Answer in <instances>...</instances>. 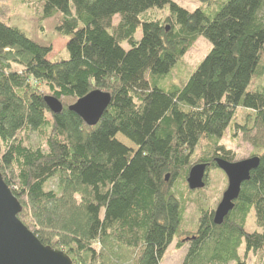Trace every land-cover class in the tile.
Returning <instances> with one entry per match:
<instances>
[{
    "label": "trees",
    "instance_id": "obj_1",
    "mask_svg": "<svg viewBox=\"0 0 264 264\" xmlns=\"http://www.w3.org/2000/svg\"><path fill=\"white\" fill-rule=\"evenodd\" d=\"M197 1L203 6L191 12L172 0H36L41 20L57 19L67 41L61 61L0 20V174L19 220L73 264H161L175 240L189 246L183 264L263 258L264 0ZM201 37L212 50L166 90ZM94 91L111 103L90 127L70 107ZM46 97L60 102V114ZM230 130L260 165L218 226L187 179L205 164L207 186L211 171L221 172L217 159L238 162L220 142ZM118 135L138 150L106 151ZM190 204L200 214L193 229Z\"/></svg>",
    "mask_w": 264,
    "mask_h": 264
},
{
    "label": "rangeland",
    "instance_id": "obj_2",
    "mask_svg": "<svg viewBox=\"0 0 264 264\" xmlns=\"http://www.w3.org/2000/svg\"><path fill=\"white\" fill-rule=\"evenodd\" d=\"M172 1L191 12L203 6V4L197 0ZM38 10L36 0H1L0 20L18 27L35 42L51 46L53 49L49 56L51 61L67 60L69 57L65 50L67 41L60 37L55 31L57 19L43 21L40 18ZM116 22H118V18H116L115 23ZM137 37H141L140 32L137 34ZM211 50L212 45L205 38H199L193 48L185 55L183 60L184 66L180 70L174 72L172 77L168 79L167 83L164 85V88L168 90L172 85H180L182 82L186 81L188 78L187 73L190 72L192 74ZM244 115L245 114L240 116L238 123L242 124ZM31 142L34 147H44V141L38 135H33ZM220 142L227 150L235 153L238 162L249 159L256 153L255 149L244 141L242 135L233 137V131L231 130L226 133L225 137ZM137 150L134 144L122 135H118L107 147L106 151L115 154H134ZM227 187L228 180L225 174L222 171H211L208 175V184L201 193L200 200L203 202V205L215 211ZM199 217L200 214L197 206L195 204L188 205L185 213V223L189 229H193L198 223ZM249 224L251 226L248 228L249 231L256 229L253 218L249 220ZM177 243V240L172 243L161 264H183L189 246L185 245L184 248L180 249L177 248ZM240 253L241 256L244 257V251L241 250ZM263 263L264 255L263 258H261L259 255L250 254L247 258V264Z\"/></svg>",
    "mask_w": 264,
    "mask_h": 264
},
{
    "label": "water",
    "instance_id": "obj_3",
    "mask_svg": "<svg viewBox=\"0 0 264 264\" xmlns=\"http://www.w3.org/2000/svg\"><path fill=\"white\" fill-rule=\"evenodd\" d=\"M45 102L52 113L62 112L63 107L55 98L46 97ZM110 103V94L94 91L70 107V111L77 114L88 126L95 127ZM216 163L228 180V187L214 214V223L220 226L233 211L243 184L248 182L251 173L258 169L260 158L253 157L235 163L217 159ZM207 170L205 164L196 165L191 169L187 179L191 191L205 189ZM168 179L169 176L166 181ZM20 212L21 205L0 174V264H73L65 253L44 246L19 220ZM192 240L194 239L188 238L182 243Z\"/></svg>",
    "mask_w": 264,
    "mask_h": 264
}]
</instances>
